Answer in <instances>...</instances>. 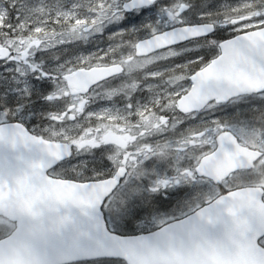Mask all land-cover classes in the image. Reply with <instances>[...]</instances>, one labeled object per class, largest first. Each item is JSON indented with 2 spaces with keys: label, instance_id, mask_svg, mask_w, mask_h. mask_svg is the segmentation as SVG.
Here are the masks:
<instances>
[{
  "label": "snow or ice",
  "instance_id": "6c2138e0",
  "mask_svg": "<svg viewBox=\"0 0 264 264\" xmlns=\"http://www.w3.org/2000/svg\"><path fill=\"white\" fill-rule=\"evenodd\" d=\"M0 264H264V0H0Z\"/></svg>",
  "mask_w": 264,
  "mask_h": 264
}]
</instances>
